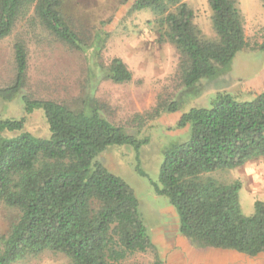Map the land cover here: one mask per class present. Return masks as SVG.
Instances as JSON below:
<instances>
[{
    "label": "trees",
    "instance_id": "16d2710c",
    "mask_svg": "<svg viewBox=\"0 0 264 264\" xmlns=\"http://www.w3.org/2000/svg\"><path fill=\"white\" fill-rule=\"evenodd\" d=\"M207 2L214 40L203 35L194 10L184 0H135L130 9V14L150 10L155 15L160 40L174 45L180 55V83L189 98L202 94L203 81L228 73L236 56L248 47L240 1ZM62 6V0H0V41L26 20L70 49L87 53L89 45L70 26ZM100 35L95 41L98 58ZM259 49L264 53V42ZM14 55L15 78L0 89V98L6 102L21 98L28 114L42 110L50 137L23 132L25 118L0 119V204L19 212L8 234H0V264H17L45 253L63 255L70 264H125L130 256L149 251L156 256L154 264H161L135 190L100 160L112 148L131 147L136 172L149 178L141 163V149L149 140L104 116L103 105L91 94L95 74L76 108L24 95L28 52L23 40L15 42ZM99 67L102 80L115 84L133 80L120 58ZM182 104L180 99L162 103L145 116L154 120L165 111H178ZM176 128L186 134L163 151L159 181L150 182L157 196L168 198L175 208L180 234L200 249L249 257L264 254V202L256 201L254 214L245 216L241 182L225 184L206 177L264 159V92L245 97L218 93L207 107L190 108Z\"/></svg>",
    "mask_w": 264,
    "mask_h": 264
},
{
    "label": "rangeland",
    "instance_id": "374dc122",
    "mask_svg": "<svg viewBox=\"0 0 264 264\" xmlns=\"http://www.w3.org/2000/svg\"><path fill=\"white\" fill-rule=\"evenodd\" d=\"M62 12L78 36L89 45L87 53L60 43L40 27L20 21L13 34L0 41V89L12 83L16 74L14 45L23 40L28 52V84L24 95L35 100H53L76 108L90 78L95 74L94 98L103 105L104 116L149 143L141 149L142 169L149 178L136 172L135 151L131 147L112 148L100 157L107 169L125 180L136 192L144 221L155 243L161 264H264V254L249 257L235 252L194 247L179 232V218L168 198L157 196L150 179L159 181L163 151L184 138L186 131L176 127L190 108L207 107L218 93L245 97L264 92V3L239 0L244 15L248 47L233 61L230 71L215 81H203L202 94L185 96L180 83V55L176 47L162 42L150 10L130 14L135 0H62ZM195 12V23L208 39L216 38L212 12L207 0H184ZM101 35V58L95 55L96 36ZM120 58L133 74L126 84L101 79L99 63L108 66ZM101 59V60H100ZM92 70V71H91ZM90 93V92H89ZM182 100L176 112H163L154 120L145 114L162 103ZM26 119L23 132L49 138V126L42 110L28 114L21 98L12 102L0 98V119ZM20 133H5L14 137ZM222 183L239 181L240 205L245 216L255 212V202H264V159L254 160L241 168L207 174ZM19 212L0 204V234H8ZM152 251L136 253L125 264H154ZM17 264H70L67 257L45 253L40 258Z\"/></svg>",
    "mask_w": 264,
    "mask_h": 264
}]
</instances>
